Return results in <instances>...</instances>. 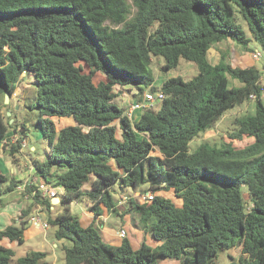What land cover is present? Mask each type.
Wrapping results in <instances>:
<instances>
[{"label": "trees", "instance_id": "1", "mask_svg": "<svg viewBox=\"0 0 264 264\" xmlns=\"http://www.w3.org/2000/svg\"><path fill=\"white\" fill-rule=\"evenodd\" d=\"M224 40L264 53V0H0V144L7 139L4 152L18 162L28 130L10 122L5 94L13 96L23 74L33 75V108L50 151L30 163L37 181L62 190L54 204L32 194L36 184L0 174V197L22 189L30 200L19 221L0 230V240L24 244L29 217L40 207L55 240L63 241L65 264H217L221 251L237 248L230 264H264V70L233 66L225 55L211 62V48ZM154 56L165 59V71L185 59L199 74L171 77L157 88ZM118 86L136 89L138 120L116 100ZM150 91L165 95L157 111L148 107L155 102L146 100ZM252 95L254 110L234 119L229 138L190 150ZM69 117L75 124L58 129L55 119ZM115 182L139 192L125 205L156 246L135 249L128 237L108 244L94 221L85 224L73 212L74 202L85 201L96 215L103 206L124 216ZM145 184L148 190L138 191ZM14 257V249L0 245V264H49L43 250Z\"/></svg>", "mask_w": 264, "mask_h": 264}, {"label": "rangeland", "instance_id": "2", "mask_svg": "<svg viewBox=\"0 0 264 264\" xmlns=\"http://www.w3.org/2000/svg\"><path fill=\"white\" fill-rule=\"evenodd\" d=\"M230 50H232V47H230ZM236 52H237L236 53L237 55L232 52L233 53L232 55L234 56L230 57L234 66L247 67V66H251L255 64L256 67L264 70V63H263L264 60L256 59L253 55V52L247 51L244 47H239L238 51ZM165 63H166L165 59L162 56L153 57L151 68L153 69V74L155 77L154 86H156L157 88H160L162 83L168 78L180 76L183 80L189 81L199 74V69H198L197 64L194 62L185 60V59H181L179 65L175 69H172L170 71H165L163 69ZM23 77H24V80L21 82V85L17 88L13 96H10L9 101H11L12 104H9L7 107H3V111L9 117H11L10 122L16 121L17 124L24 123L25 126L27 127V130H28L27 136H24V137L22 136L23 144L25 148L24 150H25L26 155H24L23 153H20V156L17 155L18 157V162H16L17 164L11 160V164H9L8 166L12 167V165H15L14 166L15 171L13 173L15 177L17 179L22 180L23 183H29V182H32L37 176L35 175V170L32 167H30V164H29L30 160H28L25 156H28V158L29 156L33 158L43 157L46 155L47 152L50 151V146L46 142V140L41 138L42 131L38 124L40 113L38 109L33 108V104L36 102V96H37V87L35 85V77L29 74L27 76L23 74ZM100 78H101L100 75L96 76L95 81L99 82ZM232 84L241 85L240 82L235 81V80L234 81L232 80ZM117 90L120 91L121 96L118 97L116 100L121 105L126 106L128 108V111L130 112L133 106V103H135V101L137 100L133 95L134 93H136V89L130 86H125V87L118 86ZM262 98L264 101V92L262 94ZM4 102L6 103V100H4ZM0 103H1V97H0ZM160 105H161V101L155 100V102L150 103L148 107L151 110L157 111L159 110ZM254 107H255V100L253 99L252 101L246 102L245 104H242V105H238L235 108L229 110L224 115V117L219 122H217V125L213 129L207 131L206 133L201 134L198 138L194 139L191 142L190 150L196 149L200 145V143L204 141L216 142L217 140L221 139V136H225V138H229L228 137L229 132H231L233 129L234 119L237 116H241L247 112L253 111ZM8 112H11V115H9ZM74 122H75L74 119L71 117L55 119V123L58 129L66 125H72L74 124ZM18 128H19L18 132L15 130L10 132V136L14 139V142L17 141L16 137L19 138L21 136V128L20 127ZM31 145L36 146V152H34L35 150H30ZM6 146H7L6 142L3 145L1 144L0 148H2L3 152ZM18 190L21 191L22 189H18ZM140 190L147 191L148 185L146 184L143 185L140 189H138V191ZM12 194L10 193L7 195L6 194L2 195L0 197V206H1V203H6L9 198H12L11 197ZM112 194L117 202L120 201L122 198L126 197V200H122V203L126 204L128 202V199H127L128 197L138 196L139 192H135L134 189L131 187L121 186L120 182H115L112 187ZM159 194L168 196L170 198H175L173 191L161 190ZM12 196H16V197L20 196L19 199L21 198L22 200H24V205H23L24 207H27L28 204L30 203V200L27 197L23 196L22 193L21 194L15 193ZM125 204L123 206L125 215L123 216L121 221H123V223L127 227L128 238L131 239L133 247L137 249L139 247L137 244L139 243V240L144 235L150 234L151 232L145 230V227L142 221L140 220L139 215L135 212L128 211L129 208ZM74 211L76 212L75 209ZM36 215L38 217V214ZM96 218L98 217L96 216ZM43 220L45 219L43 218ZM116 223L117 224L119 223V216L115 214L111 216V219L107 222V224H109V226H116L117 225ZM141 230L144 231L143 235H140V234L138 235V233ZM54 231H55V228L53 227V229H51V231L49 232L50 236L53 235ZM129 232L131 233L130 236H129ZM101 235H103V237L105 238L104 240L106 243L112 244V245L119 244V242L113 243V242L107 241L105 234L102 232H101ZM39 238L45 239V242L42 244L43 247H41L40 245L37 246ZM148 241H149V237H148ZM7 247L14 249L15 257L13 259L15 260L18 257L26 255L31 250H44L48 252L47 261L49 264H54L55 260H56V263L59 262L58 264H65V254H64V251L61 250L62 247L60 246L59 249L57 250L54 249L52 246V242L51 244L47 242L46 235L42 233L35 239H30V240L27 239L24 244H21V245L13 244L12 245L11 243V245H8ZM238 250L239 249L221 251L218 256L217 264H230V257L233 255L238 256V253H239Z\"/></svg>", "mask_w": 264, "mask_h": 264}, {"label": "crops", "instance_id": "3", "mask_svg": "<svg viewBox=\"0 0 264 264\" xmlns=\"http://www.w3.org/2000/svg\"><path fill=\"white\" fill-rule=\"evenodd\" d=\"M230 47H232V50H230ZM239 47H243V46L239 45V44H236L234 42L228 41V40L221 41V42L215 44L211 48V50L209 52V60L211 62H213V63H217V62H219L221 60V57L223 55H225L226 59L228 60V62H230L233 65L232 60L230 59V57L234 56V55H232L233 53L234 54L237 53L236 51H238ZM254 66H255V64H254ZM9 103L12 104L11 101H9ZM133 105H135V103H133ZM142 108H143V106H140V107H137V108H131V112L133 114V115H131V118L133 120H138L140 118V116L143 113ZM74 124H75V122H74ZM0 147H1V144H0ZM24 149H23L22 153L24 155H26ZM30 150H35L36 151V146L31 145L30 146ZM25 157L28 160H30V162H31V160H33V157H31V156H29V158H28V156H25ZM11 160L14 163H16L9 154L3 152L2 148H0V171H1L2 174L6 175V174L11 173V172L14 173V171H15L14 166L15 165H12V167L8 166L9 164H11ZM29 164H30V167L33 168L31 163H29ZM59 192H62V190L59 189ZM15 193L21 194V192L18 189L13 191V192H11L12 195H14ZM8 194H10V193H8ZM12 195H11L12 198H9L6 203H1V206H0V230L5 229L8 225L12 224L14 220H18L19 221L18 218L20 217V215L22 213V210H24V209H26L28 207V206L27 207L23 206L24 205V200H22L21 198H20L21 199L20 200L19 199L20 196L16 197V196H12ZM124 199L126 200V197H124ZM52 202L54 204H58L60 202V198L58 197V198L52 199ZM118 204L120 206V213H124V207L123 206H124L125 203L121 204L118 201ZM91 205H92V203H88V202H85V201L74 202L72 204V210H73L74 213H77L79 216H81V219H82V221L85 224H90V223H92L94 221L96 226L100 230V232L105 234V237L107 238V241L113 242V243L119 242V244H120L123 239L119 236V229L122 227V228H125L127 230L126 225L123 223V221H121L123 216H119L118 215L119 216V223L118 224L116 223L117 224L116 226H109V224H107V222L111 219V216L115 215V214L110 213L105 207L101 206L100 208L102 210V213L98 216L92 210H90V206ZM74 209L76 210V212L74 211ZM35 211L36 210L34 209L32 211V213H31L30 217H29V226L25 230V241L27 239L28 240L35 239L42 233V234L46 235L47 242H49L50 244L52 242V246H53L54 249L57 250V249H59L60 246L62 247L63 241L55 240L54 232H53V235H51V236L49 234V232L51 231V229H53V227L50 226L47 230H44V229L41 228V226H39L38 224L33 222L32 218H33V216L36 213ZM95 215L98 218H96ZM41 216L45 219V213L44 212L41 213ZM107 225H108V227H107ZM143 232L144 231L141 230L138 233V235L139 234L143 235ZM147 233H149V232H147ZM130 234L131 233L129 232V236H130ZM102 237H103V235H102ZM148 237H149V241H148ZM44 238L43 239L39 238L37 246L40 245L41 247H43L42 244L45 242ZM103 239H105V238L103 237ZM137 242H138V240H137ZM143 242H147V244L150 245V246H156L157 245V241L154 240V238H153L151 233L144 235L139 240V243H137L138 246L140 247ZM11 243H12V245L13 244H18L17 242H11L7 238H4V239L0 240V245H2V246H6L7 247L8 245H11ZM237 249H239V248H237ZM238 252H239L238 256L233 255L232 257H230V263L234 261V258L237 259L239 257L240 249L238 250ZM58 263H56V260L54 261V264H58ZM161 264H180V262L177 261V260H174V259L173 260L172 259H164V260L161 261Z\"/></svg>", "mask_w": 264, "mask_h": 264}, {"label": "built area", "instance_id": "4", "mask_svg": "<svg viewBox=\"0 0 264 264\" xmlns=\"http://www.w3.org/2000/svg\"><path fill=\"white\" fill-rule=\"evenodd\" d=\"M253 55L256 59L258 60H264V53H262L261 51L259 50H254L253 51ZM264 63V62H263ZM165 98V95L163 92L159 91L157 93H154L152 91L148 92L146 94V100L148 102H153L155 100H162ZM251 99L255 100V96L252 95L251 96ZM142 105L138 104H135L132 106V108H137V107H140ZM132 115V112L130 111V116ZM12 138V137H11ZM16 140H18V137H16ZM6 142L7 144V139H4L1 144L3 145L4 143ZM12 142H14V139L12 138ZM31 183L33 184H36L37 185V189L33 191V195L39 191L42 193L43 196H49L50 198L52 199H55V198H58L57 194H58V191H59V188L57 187H54V186H51L50 184H46L44 182H39L37 181V178H35ZM154 197L153 193L152 192H148L144 195V198H146L147 201H150L152 200V198ZM122 200H125L124 198H122L119 202L122 203ZM35 215L38 214V217L37 215L33 216L32 220L33 222H35L36 224H38L39 226H41V228H44V230H47L50 226L49 224L43 220L42 216H41V212H40V207L36 209L35 211ZM119 236L124 239L126 237H128V232L125 228H120L119 230Z\"/></svg>", "mask_w": 264, "mask_h": 264}, {"label": "water", "instance_id": "5", "mask_svg": "<svg viewBox=\"0 0 264 264\" xmlns=\"http://www.w3.org/2000/svg\"><path fill=\"white\" fill-rule=\"evenodd\" d=\"M5 100H6V104H8L9 100H10V94L9 93L5 94ZM135 104H137V101L135 102ZM8 114L11 115V112H8Z\"/></svg>", "mask_w": 264, "mask_h": 264}]
</instances>
